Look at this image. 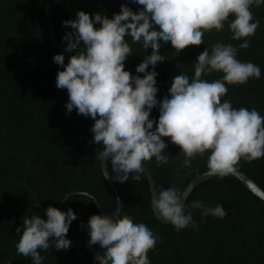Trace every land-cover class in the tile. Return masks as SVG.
<instances>
[{"label": "trees", "instance_id": "1", "mask_svg": "<svg viewBox=\"0 0 264 264\" xmlns=\"http://www.w3.org/2000/svg\"><path fill=\"white\" fill-rule=\"evenodd\" d=\"M125 3L134 11L139 10L140 6L132 0H49L48 4L46 0H0V264H33L31 257L17 253L16 244L24 229L21 227V234L16 229L33 215L47 219L46 209L35 204L37 199L48 208L58 205L67 192L85 190L97 196L106 211L117 207L116 195L96 158L103 145L93 141L91 129L95 120L75 109L67 112L68 92L57 87L56 77L75 54V50L65 52L61 48H66L63 37L71 31L63 21L75 19L79 10L93 16L100 12L111 18ZM252 11L260 23L247 49L239 48L242 40L232 39L227 22L223 31L206 32L205 43L199 46L190 45L179 54L171 45L162 49L165 63L155 73L159 78L157 102L170 95L174 76L186 74L191 80L197 57L208 46L221 42L236 46L237 58L253 62L262 73L260 79L250 78L247 84L226 85L229 91L221 102L230 100L237 109L255 108L264 116V5L253 6ZM126 39L133 53L127 57L125 68L135 76L151 53L145 54L131 37ZM59 53H64L65 65L54 61ZM223 75L213 72L201 78L213 81ZM158 118L159 110L151 119ZM164 139L169 162L158 166L153 158L146 165L157 188L175 185L183 192L198 171H207L208 154L197 156L192 168H184L180 146L168 137ZM108 167L111 172L110 160ZM238 169L264 188V158L252 162L241 159ZM141 180L140 185H117L123 208L109 220L127 218L144 223L162 237L156 249L148 253L151 264H264V200L237 177L215 176L197 185L186 203L201 200L212 207L222 203L227 216L202 217L200 209L192 208L198 230L185 228L180 232L156 217L150 207L148 178L145 175ZM69 207L78 214L67 234L73 243L64 250H40L43 264H95L103 258L99 248L88 245L87 222L93 214L100 215L95 200L85 201L73 194L58 208L67 211Z\"/></svg>", "mask_w": 264, "mask_h": 264}, {"label": "clouds", "instance_id": "2", "mask_svg": "<svg viewBox=\"0 0 264 264\" xmlns=\"http://www.w3.org/2000/svg\"><path fill=\"white\" fill-rule=\"evenodd\" d=\"M132 3L140 6L138 11L125 3L111 18L100 12L93 16L79 10L75 19L63 21L64 26L71 28L63 37L67 41L65 52L75 50V54L58 71L56 85L67 89L68 113L75 109L95 120L91 129L93 141L103 145L96 158L105 165L111 161V175L105 167V180L111 179L121 187L129 183L140 185L148 161L155 158L158 166L169 162L165 137L180 146L184 168H192L193 160L207 153L208 176L224 178L237 172L241 159L252 162L264 158V116L255 108L237 109L230 100L221 102L229 91L226 85H244L250 78L262 76L258 65L237 58L236 46L217 42L205 48L193 64L194 77L190 80L186 74L174 76L170 95L159 103V78L155 74L165 63L162 49L171 45L179 54L190 45L199 46L205 43L206 32L223 31L226 22L232 39L243 41L239 48L250 47V38L256 35L260 23L252 8L264 5V0ZM127 37L140 44L145 54L151 53L135 76L125 68L127 57L133 53ZM54 61L65 65L64 53L56 54ZM213 72L224 75L213 81L201 78ZM157 110L159 118L152 120ZM75 195L85 201L95 199L83 191ZM67 198L66 194L64 199ZM185 200L186 193L175 185L167 189L161 186L153 190L150 207L177 232L185 228L198 230L192 208L200 209L202 217L227 216L222 203L212 207L201 200H193L191 205ZM46 215L47 219L40 214L25 218L16 229L17 234H21V227L24 229L16 244L17 253L31 257L33 264H43L40 250H64L73 243L67 234L78 214L71 207L63 211L49 206ZM87 228L89 247L99 248L103 257L95 264H151L149 251L162 242V237L146 224L127 218L113 222L93 214Z\"/></svg>", "mask_w": 264, "mask_h": 264}, {"label": "water", "instance_id": "3", "mask_svg": "<svg viewBox=\"0 0 264 264\" xmlns=\"http://www.w3.org/2000/svg\"><path fill=\"white\" fill-rule=\"evenodd\" d=\"M49 0H46V3L48 4ZM47 9L49 10L48 6H47ZM50 18V17H49ZM50 25H51V29L53 31V23L50 21ZM61 48L65 51V48L63 46H61ZM101 166H102V170H103V173H104V170H105V167H107V170L109 171L110 175H111V172L109 170V167H108V162H107V165H105L103 162H101ZM145 171H146V176L148 178V181H149V184H150V189H151V197L153 195V190H155V188H157V185H156V181L150 171V169L147 167L146 165V168H145ZM207 172V171H206ZM200 173L199 171L196 173L195 177L189 182V184L184 188L183 192L186 193V200L185 202L187 201V198L190 194V192L197 186L199 185L200 183L208 180V179H211L215 176H208L206 175L205 173ZM233 176L237 177L239 180H241L253 193H255L257 196H259L261 199L264 200V188L262 186H260L250 175H248L246 172L242 171L241 169H238L237 172L235 174H232ZM108 182L110 184V186L112 187L115 195H116V198H117V201H118V204H117V207L114 211L112 212H108L106 211L99 199L97 198V196H95L94 194H92L91 192L89 191H85V190H80V191H72V192H67V197H70L71 195L75 194V192H87L89 194H91V196H93L95 199V202L100 210V215L101 216H104L105 218L107 219H112V218H115L117 217L121 211H122V208H123V197H122V194L121 192L119 191V188L117 187V185H115L111 179H108ZM66 201V199H63L58 205H56L55 207H59L61 204H63L64 202ZM35 204L44 208V209H47V207H44L42 205V203L40 202L39 199H37L35 201ZM157 217V216H156ZM158 218V217H157ZM159 219V218H158ZM161 220V219H159ZM162 222L164 223H168L166 221H163L161 220Z\"/></svg>", "mask_w": 264, "mask_h": 264}]
</instances>
